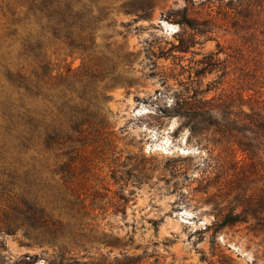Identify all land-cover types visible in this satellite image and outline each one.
Returning <instances> with one entry per match:
<instances>
[{"label":"rangeland","instance_id":"obj_1","mask_svg":"<svg viewBox=\"0 0 264 264\" xmlns=\"http://www.w3.org/2000/svg\"><path fill=\"white\" fill-rule=\"evenodd\" d=\"M203 1L74 0L94 28L96 47L82 56L52 35L41 0H0V226L27 193L63 222L73 204L88 238L72 252L79 262L126 252L142 264H264L263 233L249 229L264 198V160H242L211 129L192 135L172 114L180 101L247 110L250 97L264 100V0ZM185 6L205 27L174 23L171 13ZM41 60L72 86L47 80L37 96L18 87L22 75L35 88ZM85 70L96 75L89 96L103 125L51 149L41 134L28 140L23 113L51 122L62 92L81 105ZM13 103L8 125L3 104ZM243 208L247 222L214 232L219 211ZM0 242L7 263L24 253L41 263L53 251L25 225L0 231Z\"/></svg>","mask_w":264,"mask_h":264},{"label":"trees","instance_id":"obj_2","mask_svg":"<svg viewBox=\"0 0 264 264\" xmlns=\"http://www.w3.org/2000/svg\"><path fill=\"white\" fill-rule=\"evenodd\" d=\"M73 1L67 0L61 4L59 0H41L39 11L46 16L52 35L62 40L71 52H79L84 56L85 53L93 52L96 47L92 16L89 10L76 9ZM205 1L207 0L203 2ZM188 9L185 6L173 11L171 15L175 17L174 23L186 25L191 29H197L196 25L205 27V23L197 24L188 17ZM189 46L190 44L179 40L181 50L188 49ZM27 49L34 54L35 50L31 45H28ZM40 62V69L35 72V88H32L31 81L22 75H17L18 87L23 85L28 94L37 96L41 91L40 83H47V80L58 79L62 85L72 86L73 83H69L67 79L69 75L66 77L53 76L48 63L45 60ZM84 72L83 85L81 90L77 91L79 99L82 100L81 105L72 104V99L62 92L60 98L63 101L56 107L58 116L51 122L47 123L43 119L40 122L35 121L28 110L23 113L21 119L28 126V140H31L35 133L41 134L43 145L51 149L67 141H73V133L86 134L91 127L103 125L104 117L100 108L91 102L94 97L89 96L90 84L96 79V75L86 70ZM213 100L210 98L200 101L199 104L183 103L182 105L181 101L177 102L172 114L187 121L186 125L192 135H197L201 130L211 129L214 134L219 135L216 141H225L229 144L227 150L231 154L240 151L243 154L242 160H264V100L250 97L245 103L247 110L243 108V103L235 106L225 100L218 103H214ZM13 105L14 103L3 104L4 114L10 122L8 125L13 124V110L16 109ZM26 194L21 195L20 204L11 208L12 213L7 215L6 223L0 226V231L11 234L17 226L25 225L26 234L30 239L35 243H48L53 247V251L43 258L41 263H37L38 255L29 253L21 254L12 263H7L5 255L1 253L5 250V244L0 242V264H142V257L128 255L126 252H121L120 256L112 259L100 256L90 262H79L72 252L75 249L84 248L87 243L85 240L88 238L78 226V214L73 211V204L67 205L70 221L63 222L54 218L53 208L43 205L36 196ZM79 205H82V201ZM250 211L255 222L249 229L262 232L264 240V198L257 203L255 210ZM246 213L249 212L245 208L241 213L232 209L219 211L212 223L214 232L237 223L247 222L242 217Z\"/></svg>","mask_w":264,"mask_h":264}]
</instances>
